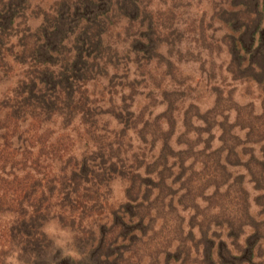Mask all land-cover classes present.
I'll use <instances>...</instances> for the list:
<instances>
[{
    "label": "rangeland",
    "instance_id": "rangeland-1",
    "mask_svg": "<svg viewBox=\"0 0 264 264\" xmlns=\"http://www.w3.org/2000/svg\"><path fill=\"white\" fill-rule=\"evenodd\" d=\"M26 1V10L15 14L0 38V157H16L23 166L12 174L0 172V264H68L69 258L93 259L92 264H219L217 244L231 240L217 222L227 220L224 209L229 212L242 196L256 213L254 187L261 185L249 172L264 161L257 142L264 117L252 136L242 128L249 115L263 113L262 86L239 76L225 45L232 30L224 21L237 0H135L126 10L117 0L100 55H82L88 70L77 63L75 73L82 66L83 79L72 89L47 82L37 49L41 29L62 14L63 0ZM59 27L68 31L60 55L56 58L53 39L43 51L53 49L60 61L72 59L84 25L73 20ZM92 63L97 65L90 70ZM34 81L37 102L20 92ZM8 98L20 114H9L3 104ZM76 102H85L83 109L68 115ZM46 108L54 112L44 114ZM223 136L228 142L219 141ZM189 145L192 154L181 161L186 173L170 161L160 179L146 166L162 154L187 152ZM204 150L212 159L229 157L236 164L227 166L228 197L219 198L225 187L217 194L210 178L215 160L204 161L198 155ZM110 164L114 172L107 171ZM162 179L174 193L163 207L140 214L151 227L145 237L134 236L121 221L139 213L131 205L146 204L148 193L150 200L155 197ZM170 200L179 204L168 207ZM217 201H225L224 208ZM30 212L38 224L35 235L43 237L28 244L20 234ZM193 222H205L208 232ZM166 251H173L172 258Z\"/></svg>",
    "mask_w": 264,
    "mask_h": 264
},
{
    "label": "trees",
    "instance_id": "trees-1",
    "mask_svg": "<svg viewBox=\"0 0 264 264\" xmlns=\"http://www.w3.org/2000/svg\"><path fill=\"white\" fill-rule=\"evenodd\" d=\"M133 1L135 2V0H121L119 5L117 0H63L60 6V10H62V16L59 15L52 23L49 24L50 26L47 29H41L42 40L41 44L37 47V49H42L39 51L42 55H44L43 60H40L39 64H42L45 67L43 70V76L47 78V82L50 84L54 83L57 86H60L61 83H66V85H69V88L71 89L74 83L80 82V80L83 79V77H81L82 73H80L82 66H79L77 73H75L76 65L78 62L81 65L84 64L85 72H87V62L84 60L82 61V55L84 53H86V57H90L92 54H94L95 57L100 55L102 46H104L102 45L103 35L107 30L105 26H108V14L115 12L116 10L118 11V9L115 8L116 5H119L120 9L126 10L128 6H132ZM26 2V0H0V38L12 28L15 14L22 15V12L26 10ZM229 13L230 18L224 21L225 24L227 23L229 26H231L232 30L231 34L226 35L228 42L225 45L227 47L228 54L232 57V62L238 67L237 72L240 73L239 76L244 75L248 78H252V80L256 82L257 85L262 86L261 91L264 96V0H237L233 9ZM63 14H66V16L70 18H66V20H64ZM123 14L125 15L126 13ZM73 20H76V26L78 23H83L84 25V29L82 28L83 30L81 31V35L83 36H80L79 39H77L76 44L78 45H75V57L70 59L71 57L69 56L67 58H63L62 56V58L65 60L60 61L55 59V56L50 53L53 49H50L49 51H43L48 47V45H50V41L53 39L55 40L54 52L56 58H58L60 55V50L64 47L63 43L65 40H67L68 34L67 30L60 28L59 26L60 24H67V21L73 22ZM146 29L151 31L150 27L148 26ZM147 40L150 41V39ZM138 44L143 45L141 42H138ZM32 56H34V54ZM48 56H50V58L54 57L53 60H55V62L53 63V60L49 59ZM37 58L39 57L37 56ZM95 65H97V63L88 64V67L91 70V68H93ZM51 67H57L58 71H55V69H50ZM36 86L37 83L35 81L31 82L28 91L21 90L20 92L27 95L28 99L33 98V100L37 102L36 99L38 98V94L34 92ZM16 96L21 98L20 94L15 93V98ZM3 104L9 109V114L10 112H13L14 114H20V112L16 109L17 102L14 101V98L6 99ZM36 105H38V103L34 104V106ZM84 105L85 102L84 104L76 102L72 107V110L67 111V114L70 115L74 111L76 112V110L81 111L83 109L82 106L84 107ZM53 110L50 108L47 110L46 108L45 111L43 110V113L51 115V113L54 112ZM260 117L261 119L264 117V110L262 115H249L248 118L251 119L244 121L242 124V128L247 130V137L252 136L255 133V124L258 123L260 125ZM262 122H264V120H262ZM3 124L6 125L7 121L3 122ZM225 138V136H223V138L220 137L219 141L222 143L228 142V139ZM230 139L232 140V136L229 137V141H231ZM263 141L264 135L262 134L257 139V142L263 148L262 152L264 154ZM167 149L171 151L169 145H167ZM230 150H233V148L230 147ZM191 151L192 146L189 145L187 152H178L176 155L172 153L162 154L157 158V160H155L154 165L146 166L151 168V172L157 173L158 178L160 179L164 168L167 167V164L170 161V167L179 165L181 174L184 172L186 173L184 161L189 157V154H192ZM3 155L5 157H0V160L3 161L2 165L0 166V172L3 174H12L14 171L21 170L23 168V166L17 165L16 157L9 156L7 154ZM177 155L178 157L185 156V158L181 157L182 159H180L177 157ZM198 155L202 157L205 156L206 158L204 161L215 160V158L212 159L214 155L212 153L207 154L205 150L199 151ZM174 157H177V159H174ZM183 159L184 161L181 163ZM204 161L202 164H204ZM229 165H236L230 162L229 157H226V161L223 160V162H220V157L217 155V159L212 161L213 170L210 172V178L214 181V186L217 187V194L220 193L219 190H221L223 187L226 189V191L224 189L223 193L219 194V198L228 197V192L232 187V183H229L230 175H232L228 171L229 168L227 166ZM109 166L110 167L107 169V171L114 172L116 170L114 168L116 167L115 164H110ZM255 168L257 167H246V169L249 171H252L250 169ZM257 169L258 170L254 172H249L250 176L253 177V182H255V184L261 185L259 187H254L255 191L257 192V195L253 199V204L257 207L256 213L252 214L250 212V203L248 198L242 196V201L235 204L229 212L224 209V211L228 213L227 220L217 222V224L220 225V228H223V230L227 229V234H225V236L227 239L231 240L230 243L225 241L218 242L216 254L219 264H264V161L260 162V168ZM119 171L123 173V171ZM104 174H106V172H104ZM186 181L187 183L189 182L188 180ZM239 183L241 187V178L238 182V186ZM130 184L131 185L129 188H132V180L130 181ZM163 184L164 180L162 179L161 186H159V192L153 199L150 200V194L148 193L145 199L149 201H146V204H144L145 201H138L136 205H131L130 209H140L139 213L128 216L127 223L123 224L121 221L120 226L125 227V230L132 232L131 234L134 236H136L135 232H139L142 237H145L151 226L149 224H145L139 219L140 214L142 215V212L147 209L151 210L152 212L153 207L156 205H164V198H166L167 195H173L174 193V191L172 194L167 192L166 187L163 186ZM242 194L246 195L244 189ZM134 197L136 199L138 198L137 195H134ZM11 201L13 200L11 199ZM152 203H154L153 206ZM230 203L231 201H228V204ZM173 204H179V201L175 202L170 200L168 201L167 205L169 207ZM195 206L198 207L197 205ZM217 206L219 209L221 207L224 208L225 201H217ZM31 213L32 212L28 213L29 219L22 223V232L20 234V236H25L26 243L28 244L34 237H37V239L38 237H43V234L37 236L35 235L37 233L38 224L37 220H34V217L31 215ZM195 222L193 223L201 229L207 225L205 222L201 224H196ZM190 226L194 227L193 225ZM31 229L34 230V233L31 231ZM208 230V226H206V229L201 232H204L203 234H205L208 232ZM165 243L166 241H163L164 247ZM166 254L171 258L172 256L170 255H174L173 251H166ZM208 255L210 257L211 254L208 253L207 256ZM94 261L95 260L88 258H81L77 261H74L72 258H69L68 264H92Z\"/></svg>",
    "mask_w": 264,
    "mask_h": 264
}]
</instances>
